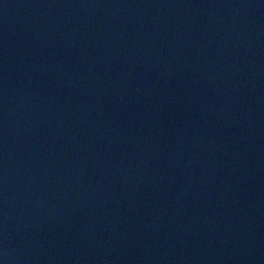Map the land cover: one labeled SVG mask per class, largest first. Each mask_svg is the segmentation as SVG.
Returning a JSON list of instances; mask_svg holds the SVG:
<instances>
[{
	"label": "water",
	"instance_id": "95a60500",
	"mask_svg": "<svg viewBox=\"0 0 264 264\" xmlns=\"http://www.w3.org/2000/svg\"><path fill=\"white\" fill-rule=\"evenodd\" d=\"M0 264H264V0H0Z\"/></svg>",
	"mask_w": 264,
	"mask_h": 264
}]
</instances>
